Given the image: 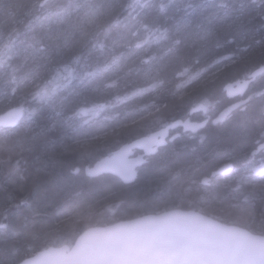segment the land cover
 I'll list each match as a JSON object with an SVG mask.
<instances>
[{"label":"trees","instance_id":"1","mask_svg":"<svg viewBox=\"0 0 264 264\" xmlns=\"http://www.w3.org/2000/svg\"><path fill=\"white\" fill-rule=\"evenodd\" d=\"M163 1L168 6V0ZM30 2L0 0V34H4L8 22L21 9V4L25 7ZM133 2L56 0L49 6L44 4V8H38L32 18L24 13V19L41 31L45 39L41 51L36 50L37 46L29 45L26 48L28 57L49 53L57 54L64 61L71 54L84 58L90 53L92 59L87 74L96 80L105 78L104 81L100 80L105 89L114 83L116 76L121 86L106 103L115 105L121 102L128 96L133 77L147 69L152 60L161 54L162 49L157 42L164 38L165 31L161 26H155L147 33L144 42L126 44L129 35L125 30L127 26L119 22L124 16L135 14L133 7L147 0ZM121 3L123 9L114 16L115 22L114 18L108 17L107 25H104V17L108 16L105 13L116 10ZM132 3L133 6L130 5ZM205 3L220 4L221 0ZM205 3L202 5L198 1L189 0L181 2L179 6L182 12L195 13L201 19ZM257 3L256 6L264 7V0H257ZM256 6L250 1L243 4L244 14L249 12L250 7V10H254ZM24 7L21 9L23 12ZM212 7L213 12L215 6ZM215 15L218 19L219 11ZM254 21L252 25L245 26L243 35H254L252 40L238 42L234 35L221 33L218 34L219 45L211 43L206 47V37L198 41L195 35L203 36L207 23L190 28L192 33L188 34L189 39H179L177 46L183 48L182 62L195 66L197 63L210 62L204 78L186 90L173 93L165 101V106H160L159 113L152 114L149 122L147 116H144L87 141L77 137L82 115L75 108L80 101L88 102L101 96L102 89L96 86L97 81L88 87L86 79H83L70 90L66 100L72 98V106L66 108V119L55 125L47 136H39L36 132L37 122L55 95L46 96V92L61 87L63 82L59 81L60 74L65 64L58 67L52 64L48 67L46 84L49 87L46 91L29 98L24 94L18 96L20 82L18 85L15 82L6 84L16 76V73H11L15 68L11 65L13 59L10 53L0 47V114L11 105L12 108L24 111L17 126L0 127V264H16L52 244H72L89 226L174 207H196L222 221L241 224L264 234V186L258 180L252 183V176L247 179L248 185L246 180L244 184V180L237 176L231 181L218 182L216 190L205 188V191L193 198L185 194L184 197H178L180 193L188 191L186 178L192 174L199 176L209 173L227 161L238 165L236 170L239 174L254 163L250 152L264 139V30L251 34L256 29L249 28L253 25L264 27V19L261 17ZM138 27L132 25L130 38L137 36ZM211 36H216V33L213 31ZM241 42L247 44L245 50ZM97 47L98 51L94 54L93 50ZM163 56L159 66L165 71V86L173 81L174 77L170 74L181 62L170 59L172 56L167 54ZM260 68L263 74L257 81L254 80L244 111L236 113L233 120L214 131L207 126L197 134L177 140L168 149L165 158L162 155L150 166L146 164L141 167L135 182L126 184L113 174L92 178L84 176L82 172L73 173L75 165L93 163L100 156L113 152L120 144L181 119L198 105L208 106L211 110L221 109L227 102L226 85L237 79L248 78ZM6 86L13 87V91L8 88L13 100L3 106L2 87ZM63 97H60L57 104L63 103ZM69 158L73 166L61 164V161L67 164L65 160ZM175 194L176 198L173 196ZM242 205L249 206V210L242 209Z\"/></svg>","mask_w":264,"mask_h":264},{"label":"water","instance_id":"2","mask_svg":"<svg viewBox=\"0 0 264 264\" xmlns=\"http://www.w3.org/2000/svg\"><path fill=\"white\" fill-rule=\"evenodd\" d=\"M258 73L259 70L247 79L228 84L231 96L245 94ZM238 106L239 103L225 108L214 122L225 119ZM22 117L23 110L13 108L0 115V126H15ZM206 123L207 120H175L103 155L87 167V174L93 178L113 174L126 184L133 183L148 157L167 145L171 129L183 124L197 131ZM263 147L264 142L258 149ZM135 150L142 152L134 155ZM233 166L232 162L223 164L203 182L230 172ZM16 264H264V234L197 209L176 207L89 226L72 244H52Z\"/></svg>","mask_w":264,"mask_h":264},{"label":"rangeland","instance_id":"3","mask_svg":"<svg viewBox=\"0 0 264 264\" xmlns=\"http://www.w3.org/2000/svg\"><path fill=\"white\" fill-rule=\"evenodd\" d=\"M55 1L56 0H48L47 1L48 6L50 4H53ZM138 1L139 0H134L133 3H136ZM153 1H155L156 3L162 4L161 6H164L165 9L163 11H160V10L157 11L156 8L150 5H147L146 4L147 2H142L140 6L136 5L133 7V9H138V11L135 14L124 16L119 23H122L123 19L126 17L127 21H131V20L134 21L133 25L134 24L139 25L138 30H137V36H134L135 37L134 40L138 41V43H142L146 40V34L143 31L144 28L150 27L151 29L155 26H161L162 28H164L165 30L164 38L160 39L157 42L159 47L162 49L161 54L157 58L152 60V62L147 67V69H143V71L138 72L136 76L133 77L132 85L128 93V96L125 99H123L121 102L116 103L115 105H108L106 102L112 98L116 90H118L121 86V82L116 80V76H114V83L110 87H107L106 89L104 88V85L100 81V80L104 81L105 78L96 80L93 76H90L91 82L95 83L97 81L96 86L101 88L102 90H100L101 96L95 99H92L88 102H82L78 104V106L75 108V111H80L82 115V119H81L82 121L77 130V137L80 140L87 141L91 139L92 137L94 138V137L102 135L103 133H106L112 128L119 127L121 125H125L128 123H133L134 121L144 116H147V121H148L150 118H152L151 117L152 114L155 115V113L156 114L159 113L158 110L161 109L160 106L164 105L166 103L165 101L173 93L181 91V90H186L187 88L191 87L193 84L199 83V81L204 78L205 74L209 70L208 66L210 62L208 61H205L202 64L197 63L196 66L194 64H189V62H182L183 48L180 49L177 46L178 44L177 42L179 39L184 40V38L181 36L182 32L180 31L179 27L175 26L176 29L178 30V33H179L178 34L177 32L174 31V28L169 23V21L164 20L165 19L164 17H166V13H168L167 18L169 19V14L170 12L173 11L174 9L173 7L175 6L180 7L179 5L181 2L184 3L185 1H189V0H168L167 1L168 6L164 4L163 0H160V1L153 0ZM133 3L130 5L133 6ZM227 3L228 2L223 1V4L225 6ZM122 9H123V5L121 3L120 6L116 8L117 11L116 10L107 11L108 13H105V15L106 16L108 15V16L104 17L105 19L103 18L104 19L103 24L107 25V20L110 17L114 18V16L118 12H122ZM147 10L152 11L153 14L151 15L149 21H144V19L140 16V14ZM215 10L216 12H218L219 7L215 8ZM238 11L244 14V10L242 8L238 9ZM253 14H254V10H250L249 12L244 14L245 17L241 18V15H240L236 18L239 19V21L241 20L243 21L244 19L248 18L243 21L242 25L244 26L252 25L253 22H255L254 21L255 18L252 17ZM261 17L262 19H264V9L263 8L259 15V18ZM170 21L174 22V25L177 22V20H170ZM113 22H115V18L113 19ZM109 25L111 26L112 23H109ZM260 27L261 26H258V25L251 26L249 29H256V30L250 33L251 34L260 33L262 30H264V27H261V28ZM257 28H260V29H257ZM229 34L234 35L235 38L238 40V42L244 39L252 40L254 38L253 37L254 35L244 37L238 32L230 31L227 33V35ZM219 39H220V36L218 34H216V36H208L205 47L211 43L218 44ZM165 54L172 56L170 59H174L175 61H179L181 63H179L177 67L173 69L172 73L170 74V76L174 77L173 81H171L168 85L165 84L164 86L163 83L165 82V79H164L165 76L163 74L165 71L161 70L162 68L159 66V64L162 63V60L164 57L163 55ZM75 66H77V64H76V61L74 60L73 64H70L69 66L66 67L65 72H64V77L62 78L63 84L60 85L61 87H59L56 90L51 89L50 91L46 92V96L52 97L54 94L55 95L53 99L51 100L48 108L41 115L39 119V123H37L36 128H37V133L39 135L47 134V132L54 125H56L59 121L62 120V119L60 120V118H57L56 120H54V117H53L52 123L48 126H45L43 121H45L48 118L49 116L48 113L49 111H51L50 108H52L53 106H62L63 107L62 109H56L54 111L58 112L57 113L58 115L60 114L68 115V113H66L68 109L66 108L72 106V98H70L68 102L66 103L57 104V102L60 100V97L64 94L65 95L62 99L66 100L67 96H69L68 94H70L68 92L72 90L73 88H75L76 85H78V83L84 79L79 75L78 69ZM86 71H88V69ZM86 71L84 72L85 74H87ZM11 73L15 74L16 68L11 70ZM261 74H263V71L258 74V76L255 78V81L261 78ZM166 76H169V75L166 74ZM65 78H66V81H63V79ZM18 81L19 80L16 78V76H13L12 78L9 79V83H6V84L10 85L11 82H15L18 85ZM47 86L49 87V85L46 83L35 82L31 85V88H30L31 93L20 92L18 96H21L24 94L25 97L27 98L32 97L35 94L36 95L39 94L42 90H46ZM8 88H10V90L13 91L12 86L5 87V101L7 104H9L8 103L9 101L11 102L13 100L12 92L8 90ZM249 99L250 98H248V101ZM163 154L164 153H162V155ZM261 158L262 159L260 162H254L248 165L247 169L243 173L241 172L239 174H236V176H240L239 179L244 180L243 181L244 184L246 180V184L248 185L247 179H249V177L252 176L253 178V179L251 178L253 181L252 183H255L256 180H258V182L261 183V186H264V157H261ZM217 185L218 184H216L215 190L217 189ZM253 185L255 186V184ZM173 196H175L176 198V194ZM242 209H244L245 211H248L249 206L242 205ZM209 215L213 216L212 214H209Z\"/></svg>","mask_w":264,"mask_h":264},{"label":"bare ground","instance_id":"4","mask_svg":"<svg viewBox=\"0 0 264 264\" xmlns=\"http://www.w3.org/2000/svg\"><path fill=\"white\" fill-rule=\"evenodd\" d=\"M30 1H31L30 2L31 4L27 5L25 7L23 6V4H21V9H22V7H24V12L21 9L20 10L18 9L19 12L16 13L14 15V17L8 22L4 34H0L1 35L0 47L4 48L6 50V52L10 53V55L13 59V63L11 65L15 66V68H16V78L20 82L19 86H18L19 92L31 93L30 88H31V85L33 83H35V82L46 83V80H48V72H47L49 69L48 67H50L52 64H55V66L57 65V67L62 65V64H65L63 66L64 69L60 74L61 77H60L59 81L61 82L62 78L64 77L65 69L67 67L66 63L68 62L67 64H73V61H70V60L76 61L79 75L82 78L86 79L87 86L91 87V85H92V82L90 80L91 75H87L84 73L90 67L88 65L89 61L92 59V57H90V53H88L87 56L84 58H81V56L75 57V55L71 54V57H69L68 60L65 59L64 61L57 54H49V53H46L45 56L35 55L31 58L28 57L26 48H28L29 45H32V47L37 46V48H36L37 51H41V50H43V43L45 42V39H44V35L42 34L41 31L37 30V28H34V26L29 24L24 19L23 14L25 13L26 16L32 18L33 17L32 14L38 8H41V9L44 8L43 5L47 4L48 0H30ZM194 1H198L203 5L205 3V1L208 2L209 0H194ZM223 1L228 2L226 4V6L223 4ZM249 1L254 6L258 5L257 0H221L220 4L219 3H215V4L214 3H205L206 5L203 7V14L200 16L201 19H198L197 15L195 13H189L188 11H185V10L183 12H181L180 7H178V6L173 7L172 6L174 9L172 12H170L169 19L167 18L168 13H166V17H164L165 18L164 20H168L169 23L173 26L174 31L177 33H178V30L176 29V27H179L180 31L182 32L181 36L184 38L185 41L189 39L188 34L192 33L190 28L193 29V28H196L197 26H200L201 24H205V23H207V25H206V28L203 32V36H201L200 34H197V33L195 35V37L197 36L196 40H198V41H202L203 37H206V39H208V36H211L213 31L216 34L222 33V34L226 35L228 32L231 31V32H238L239 34L244 35L245 34V26L242 25L243 21L242 20L239 21V19H237L236 17H238L240 15H241V18L245 17V15L240 13L238 11V9H241L243 4H246ZM146 4L156 8L157 11L158 10L163 11L165 9L164 6H161L162 4L156 3L153 0H147ZM212 6H215V8L219 7V15L220 16L218 19H216L217 16L215 15V13H217L216 10H213V12H212V8H213ZM262 8L264 9V7H262V6L254 7V14L252 17H254L256 20H258ZM250 9H251V7L249 8V11H250ZM26 10H27V13L25 12ZM137 11H138V9H136V10L134 9V12H137ZM152 14H153L152 11L147 10V11H144L143 13H141L140 16L144 19V21H149ZM213 18H214V22H213ZM170 20H177V22L174 25V22H172ZM187 20L191 21V23L188 24ZM217 20H219V21L217 22ZM195 21H196V23H194ZM133 22L134 21L131 20L128 23L126 17L123 19V23L125 24V26H127V28L125 30H127L128 34H129L128 38L126 39V44L131 43L130 45L137 43V41L134 40L135 37L131 36V38H130L131 28H132ZM196 24H198V25L195 26ZM143 31L146 35H148L147 33L152 31V28L151 29H150V27L144 28ZM240 45H241L243 50H245L248 47L247 44H245V42H241ZM97 51H98V47L93 50V53L96 54ZM258 70H263V69L260 68ZM86 73H88V71H86ZM64 80H66V78ZM230 83L231 82H229L228 84H230ZM79 85L82 86V84H79ZM2 89H4L3 90V93H4L3 106H7L8 104L5 101V88L2 87ZM42 91H44V90H42ZM39 94H37V95H39ZM64 95H62L61 97H63ZM61 101L63 103L68 102L65 99H61ZM80 102H78L77 104H79ZM62 108H63L62 106H53L52 108H50L51 111H49V113H48L49 116L47 115L48 118L45 121H43L44 125L45 126L50 125L53 121V117H54V120H56L57 118H60V120L62 119L57 124H60L61 122H63L67 116L61 115V114L58 115L57 114L58 112L54 111L56 109H62ZM11 109H13L12 105L8 109H6L3 113H5ZM19 122H18V124H19ZM37 123H39V120ZM18 124H16L15 126H17ZM0 127H10V126H0ZM11 127H14V126H11ZM54 127H55V125L45 135H39L38 133L37 134L39 136H47L51 132V130L54 129ZM36 132H37V128H36ZM133 139H135V138H133ZM126 142H128V141H126ZM122 144H120L117 148H119ZM117 148H115L114 150H116ZM100 157H102V156H100ZM65 161H67L68 163L66 164V163H63L61 161V164H65L67 166H73V164H71L72 160L70 158L65 160ZM93 163L92 162L84 163L83 165L77 164L74 166L73 173L77 174V173L82 172V174L84 176L90 177V176H88L86 169L88 166L91 167L93 165Z\"/></svg>","mask_w":264,"mask_h":264},{"label":"flooded vegetation","instance_id":"5","mask_svg":"<svg viewBox=\"0 0 264 264\" xmlns=\"http://www.w3.org/2000/svg\"><path fill=\"white\" fill-rule=\"evenodd\" d=\"M260 71H262V70H259V72ZM245 79H247V78H245ZM242 80H244V79H242ZM253 82L254 81L251 82L249 89L245 94L234 95V96H231V92L229 91V89L227 88V85H226V87H225L226 95L225 96L227 98V100H226L227 102L225 103V106H221V109L213 108L211 110L208 106H205V105H198V106L192 108L191 111L188 113V115L182 117L181 119H183V120L190 119L192 121H199V122L207 120L206 125L197 131L189 130L183 124H179V126H177L175 129H171L170 134L168 136L167 145L160 147L159 151L155 155L148 157L149 161L146 163L147 166H150L158 157H160L162 155V153H164L163 154L164 156L162 158H165V156L168 153V149L170 150V147L174 146V142H176L177 140H180V139L187 137L189 135H192V134H197V133L201 132L202 130H204L207 126H210L211 131H214L217 128H220L224 123H228L231 120H233L236 113L242 112L245 110L246 104L248 102V98H250V96H251L250 88H251ZM237 103H239V106L237 108L233 109L231 111V113L225 119L214 122V120L220 115V113L225 108L230 107V106L237 104ZM164 126L155 128L153 130H149V131H147V134H149L155 130H158ZM262 142H264V139L261 140L260 142H258L256 147L253 150H251V152H250V155L252 157V161H254V162H260L262 159L261 157H264V147L260 150L258 149L259 144ZM139 152L141 153L142 151L135 150L134 155L138 154ZM228 162L229 161L224 162V164L228 163ZM231 162L233 163V161H231ZM146 164H144L143 166H145ZM233 164H234V166L230 172L213 176V177H211V180L209 181V183H206V184L203 182V179L207 176H211V173L215 169H217L218 167L222 166L223 163H221L218 167L211 170L209 173H205V174H202L199 176L192 174L191 176L186 178V186H187L186 189H188V191L185 193L184 192L180 193V195H178V197H180V196L184 197V194H185L186 197L193 198L194 196L199 195L201 191H205V188H208L209 190L216 188V184L219 185L218 182H220V181H226V180L231 181L232 179H236V177H237L236 174H238L236 168L238 167V165L236 163H233ZM140 169H141V167L139 168V172H140ZM94 178H96V177H94ZM182 185H183V183H182ZM181 192H182V190H181ZM194 202L197 203L196 199L194 200ZM185 209H190V208H185ZM191 209H196V207H191ZM197 210H200V209H197ZM200 211H202V210H200Z\"/></svg>","mask_w":264,"mask_h":264}]
</instances>
